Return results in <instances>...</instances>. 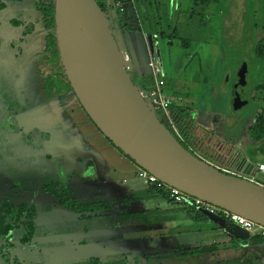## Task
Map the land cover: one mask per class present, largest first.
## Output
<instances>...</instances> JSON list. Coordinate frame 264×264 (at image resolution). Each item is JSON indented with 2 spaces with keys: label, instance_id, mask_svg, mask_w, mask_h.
Wrapping results in <instances>:
<instances>
[{
  "label": "rangeland",
  "instance_id": "1",
  "mask_svg": "<svg viewBox=\"0 0 264 264\" xmlns=\"http://www.w3.org/2000/svg\"><path fill=\"white\" fill-rule=\"evenodd\" d=\"M190 4L191 0H173V23L186 20L183 14ZM195 8L204 12L202 5ZM205 11L182 30L184 36L193 38L190 49L181 48L175 39L169 44L167 39L148 33L144 38L165 82L169 80L190 93H182L179 104L197 110L185 140L189 148L213 164L233 167L243 154L256 166L264 161V135L255 138L250 127L264 115V59L254 54L258 35L253 24L264 22V0H213ZM15 18L28 23L41 20V14L32 0L7 1L0 10V197L33 201L39 207L36 237L19 248L22 260L42 264H95L91 258L98 259L96 264H214L241 258L264 264V247L256 248L251 234L238 226L213 229L215 205L207 207V221L195 222L181 205L157 194L155 184L147 179L131 173L104 181L106 171L92 165L91 160L84 170L94 177L88 183L73 180L69 169H77L73 166L76 161L65 160L64 148L57 154L52 150L62 142L60 133L54 132L57 125L52 104L58 105V100L49 98V88L60 86L56 59L45 55L43 23L37 24L34 34L23 36V26L13 24ZM114 31L122 46V38ZM126 37L132 57L133 48L139 59L145 57L143 44L131 47ZM195 52L201 55L204 69L186 72L188 56ZM244 63L248 67L247 85L241 93L249 102L236 109L232 102L234 83ZM203 75L208 78L204 84L198 82ZM165 93L174 94L170 90ZM154 110L163 117L161 109ZM66 139L67 135L64 144L69 142ZM55 180L74 186L73 196L80 202L114 201L110 215L83 216L54 204L56 198L43 186ZM125 212L137 215L122 219ZM146 217L159 221L147 224ZM114 222L117 225L111 227ZM195 246H201L202 252L172 254L176 248Z\"/></svg>",
  "mask_w": 264,
  "mask_h": 264
},
{
  "label": "water",
  "instance_id": "2",
  "mask_svg": "<svg viewBox=\"0 0 264 264\" xmlns=\"http://www.w3.org/2000/svg\"><path fill=\"white\" fill-rule=\"evenodd\" d=\"M55 21L68 80L106 138L168 185L264 225V173L242 154L234 161L242 174H229L176 138L135 85L124 61V48L118 45L97 0H56ZM247 73L244 63L234 83L236 109L249 102L241 93ZM215 220L226 228L219 217Z\"/></svg>",
  "mask_w": 264,
  "mask_h": 264
},
{
  "label": "trees",
  "instance_id": "3",
  "mask_svg": "<svg viewBox=\"0 0 264 264\" xmlns=\"http://www.w3.org/2000/svg\"><path fill=\"white\" fill-rule=\"evenodd\" d=\"M7 1H18L23 2L25 0H0V10L4 9L7 6ZM35 4L36 9L41 14V20L30 21L26 23L20 19H13V24L15 26H23V36H28L36 32L37 24L41 21L45 30V48L44 52L47 57L53 56L57 62L58 72L61 75V80L59 82L60 86L58 88L51 89L49 88V95L63 94L69 91H73L70 81L65 73L62 60L60 57V51L58 46L57 34H56V21H55V3L56 0H32ZM126 1L125 11L120 12L118 8L115 7L114 3L116 0H97L100 7L107 14L110 26L115 34V31L118 32V35L123 34L127 31L148 33L156 36H160L168 40L169 44H172V39L179 41V46L183 49H190L193 44V38L184 36L183 29L189 27L194 23L195 18L198 15L206 14L205 11L213 0H191L189 6V11L185 12L184 17L185 21L182 22H172V12L171 5L173 0H124ZM169 1V4L168 2ZM165 2V3H163ZM203 6L204 12H197L196 6ZM188 7V5H187ZM118 22V27H112L113 22ZM254 29H256V34L258 38L255 41L254 45V54L259 59H264V22L263 23H254ZM116 37V36H115ZM24 38H21L23 41ZM186 72H195L203 71V60L199 53L195 52L188 56V61L184 67ZM130 72V71H129ZM131 77L138 87L142 88H151L155 84V78L152 72L148 69H137L131 73ZM207 76L203 75L202 79L198 82L204 84L207 83ZM173 82L166 80L164 84L165 90H170L174 94H168V98L171 101L170 111L176 122V125L179 129V134H176L175 131L167 124L163 117H160L157 113V116L160 120L171 130V132L176 136V138L189 150V146L185 143L186 138L190 135V129L193 126L194 113L196 114L195 109H192L188 106L179 104V99L184 98L183 94H190L189 92H184V87L176 88L173 85ZM183 93V94H182ZM251 133L257 139H260L264 135V115H259L254 124L250 127ZM112 143V142H111ZM113 144V143H112ZM116 146L115 144H113ZM118 150L124 153L128 158L133 160L128 154L122 151L118 146ZM192 151V150H191ZM194 153V151H192ZM134 161V160H133ZM135 162V161H134ZM261 162H258V164ZM257 164V165H258ZM256 165V167H257ZM43 189L50 192L57 200L61 206H64L66 209H69L75 213L86 215L93 214L91 216H109L114 207V201L104 200V201H94V202H80L77 198L73 196L75 193L74 186L67 185L62 181L55 180L50 183H47L43 186ZM153 190L162 195L166 200L174 202L170 196L169 192L162 186L153 185ZM137 199V198H134ZM9 198H4V202L0 208V240L4 238L10 242V248L7 246V250L15 246L12 244V240L19 239L22 242L29 241L35 236L36 233V221L35 217L37 214V206L34 202L31 203H16L14 200ZM126 200V199H125ZM175 203V202H174ZM186 212V215L195 222H205L209 219V213L205 206H189L183 207ZM102 211H107L104 214H101ZM143 213V212H142ZM138 213L139 215H143ZM137 214H132L131 212H125L121 214L122 219L134 217ZM153 221H159L157 217L144 218V222L149 224ZM117 222L111 224V227H115ZM227 229L236 228V225L225 222ZM213 229H224L223 225L216 223L213 226ZM250 240L256 244V242L264 241L263 236L253 235L250 237ZM214 246H216L214 244ZM6 248H4L6 250ZM212 247L210 250H212ZM202 252L201 246L195 247H184L176 248L172 250V254L178 256L184 255H193ZM243 256V255H242ZM264 261V253L262 254ZM91 262L95 264L98 262L97 258L90 259ZM1 264H13L9 256L6 258L1 257ZM19 264V263H14ZM22 264V263H20ZM42 264V263H35ZM205 264V263H202ZM206 264H213L206 263ZM214 264H254V262L242 261L241 258H235L232 261H219Z\"/></svg>",
  "mask_w": 264,
  "mask_h": 264
},
{
  "label": "crops",
  "instance_id": "4",
  "mask_svg": "<svg viewBox=\"0 0 264 264\" xmlns=\"http://www.w3.org/2000/svg\"><path fill=\"white\" fill-rule=\"evenodd\" d=\"M144 35L145 37L147 36L143 32L127 31L124 35L120 34L119 37L122 38V47L129 53L131 62L134 65L140 66L138 69H145L147 63L151 60H155V58H152L154 56L149 52L148 44ZM124 37L127 38L131 47H134L138 43L143 44L146 56H142L143 58L141 57L139 59L137 54L138 51H134L135 48H133L134 57H132L126 43V39L124 41ZM54 100L55 102L58 100V105L55 103L52 104L51 100H48V102L52 104V109L54 106L53 111L56 116L55 123L57 125V129L54 132L57 134L60 133V139L62 142L60 143L59 141V143L53 145L52 150L55 154H57L58 149L62 150L64 148L66 155L63 153L62 156L66 157L65 160L70 162L76 161L77 164H73V166L77 169H69V171L73 174V180H78L81 183H88L87 180L90 177H94V175H87L88 172H85L84 170L86 166L90 167L88 164L90 160L93 163L92 165L98 164L99 168L106 171L105 176L103 173L104 181H115L114 176L116 174H119L121 178L122 174L131 173L141 177L139 175L140 167L124 153L118 150L116 146H114L111 141L104 136V134L92 122L73 91L63 93L59 97L54 98ZM66 135L68 136V139L66 140H69V142L64 144L66 142L64 141L63 143V138ZM260 162L264 161L261 160ZM68 164L66 166H68ZM214 164L216 166L227 167L226 165H221L219 163ZM229 168L235 169L234 165ZM251 236H253V234H251ZM254 246L256 248L264 247V241L256 242Z\"/></svg>",
  "mask_w": 264,
  "mask_h": 264
},
{
  "label": "built area",
  "instance_id": "5",
  "mask_svg": "<svg viewBox=\"0 0 264 264\" xmlns=\"http://www.w3.org/2000/svg\"><path fill=\"white\" fill-rule=\"evenodd\" d=\"M125 3L126 2L124 0H116L115 6L116 8L120 10V12H123L125 10ZM123 54H124L125 64L129 70L134 71L135 69H138L140 67L138 65H134L131 62L129 53L126 50L123 51ZM146 65L151 68V72L155 78V84L151 88L140 89V93L143 96V98L146 100V102L153 109L154 108L161 109L162 116L167 122V124L177 134H179V129L170 111L171 101L168 98L167 94L165 93V89H164L165 80L162 78V75L157 71V68H156L157 62L156 61L149 62ZM218 167L229 174H235V175L242 174L241 172L233 168L221 167V166H218ZM256 168L259 173H264V162L259 163ZM139 175L157 186H160V187L163 186L169 192L170 198L175 203L181 205L182 207L205 206L207 209V207L210 204L201 198L195 197L186 192H183L182 190L176 187L168 185L167 183L159 180L155 175L151 174L150 172H148L147 170L141 167L139 168ZM249 178L251 180H254V176L252 175H249ZM216 216L219 217L224 222L231 223V224H234L240 227L242 230H244L248 234L259 235V236L264 237V225L258 222H255L251 219H248L247 217H244L243 215L234 213L232 211H229L227 209L220 208L217 206Z\"/></svg>",
  "mask_w": 264,
  "mask_h": 264
},
{
  "label": "flooded vegetation",
  "instance_id": "6",
  "mask_svg": "<svg viewBox=\"0 0 264 264\" xmlns=\"http://www.w3.org/2000/svg\"><path fill=\"white\" fill-rule=\"evenodd\" d=\"M126 2V1H125ZM114 5H115V3H114ZM125 5H126V3H125ZM116 7V6H115ZM125 11V10H124ZM123 11V12H124ZM112 27H115V28H117L118 27V22H113V25H112ZM150 62H154V60H151ZM148 64V63H147ZM146 67H148L147 65H146ZM148 69L151 71V68L150 67H148ZM136 70V69H135ZM134 70V71H135ZM133 71V70H132ZM236 78H237V75H236ZM74 92V91H73ZM61 94H55V95H50L49 96V98L51 99V98H56V97H59ZM50 99H48V100H50ZM82 106V105H81ZM16 114H19V112L18 113H16ZM93 122V121H92ZM4 198H8V197H5V196H2V197H0V208H1V205H2V203L4 202ZM10 201V200H9ZM16 203H31V202H33V201H21V202H18V201H15ZM35 203V202H34ZM36 204V203H35ZM54 204H56V205H60L59 203H58V200L56 199V201H55V203ZM36 206H37V214H36V217H35V221H36V218H37V216H38V212H39V207H38V204H36ZM81 218H82V216H81ZM36 229H37V221H36ZM81 230H83V229H81ZM85 230L87 231L88 229L87 228H85ZM36 237V233H35V236L32 238V239H30L29 241H26V242H22V241H20L18 238L17 239H14V240H12V244H14L15 246H13V248H11L10 250H9V248H10V242H8L7 240H5L4 238H2L1 240H0V259H1V257L2 258H6L7 256H9V258H10V260L12 261V263L14 264V263H22V264H35V263H31V262H25L24 260H22L21 259V253L19 252L20 251V245L21 244H28V243H30L32 240H34V238ZM85 242V241H84ZM9 247L8 248V250H7V248L6 247ZM4 248H6V250L4 249ZM20 256V257H19ZM36 263H40V262H36ZM0 264H1V260H0Z\"/></svg>",
  "mask_w": 264,
  "mask_h": 264
},
{
  "label": "bare ground",
  "instance_id": "7",
  "mask_svg": "<svg viewBox=\"0 0 264 264\" xmlns=\"http://www.w3.org/2000/svg\"><path fill=\"white\" fill-rule=\"evenodd\" d=\"M86 50L89 52L88 48H86Z\"/></svg>",
  "mask_w": 264,
  "mask_h": 264
}]
</instances>
